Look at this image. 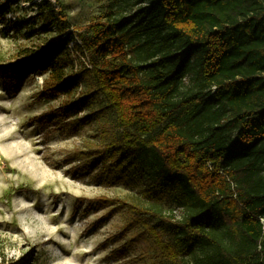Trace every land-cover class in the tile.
<instances>
[{
    "label": "trees",
    "instance_id": "trees-1",
    "mask_svg": "<svg viewBox=\"0 0 264 264\" xmlns=\"http://www.w3.org/2000/svg\"><path fill=\"white\" fill-rule=\"evenodd\" d=\"M139 3L75 34L49 0H0L4 32L28 43L0 73L14 89L46 77L36 99L60 101L37 118L48 135L94 130L70 171L141 184L93 200L126 217L130 246L165 264H264V0Z\"/></svg>",
    "mask_w": 264,
    "mask_h": 264
},
{
    "label": "rangeland",
    "instance_id": "rangeland-1",
    "mask_svg": "<svg viewBox=\"0 0 264 264\" xmlns=\"http://www.w3.org/2000/svg\"><path fill=\"white\" fill-rule=\"evenodd\" d=\"M49 1L64 8L75 34L108 12L130 16L143 7L139 0ZM22 8L28 11V5ZM12 18L0 19V63L13 60L28 45L4 32ZM45 78H28L14 89L0 73V263L165 264L152 253L143 254V245L127 243L133 231L123 235L122 213L93 202L99 197H131L140 183L112 185L70 171L77 163L67 164L66 156L91 142L94 130L48 135L37 124L42 113L60 104L36 99ZM196 86L194 77L186 80L185 89ZM174 213L180 214L178 209Z\"/></svg>",
    "mask_w": 264,
    "mask_h": 264
},
{
    "label": "built area",
    "instance_id": "built-area-1",
    "mask_svg": "<svg viewBox=\"0 0 264 264\" xmlns=\"http://www.w3.org/2000/svg\"><path fill=\"white\" fill-rule=\"evenodd\" d=\"M261 223H262V225L264 227V219L263 218L261 219Z\"/></svg>",
    "mask_w": 264,
    "mask_h": 264
}]
</instances>
